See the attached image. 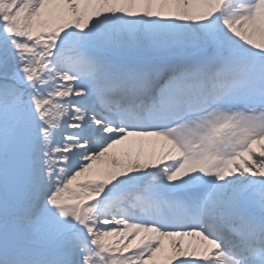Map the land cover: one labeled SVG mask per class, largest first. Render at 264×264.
Listing matches in <instances>:
<instances>
[{
	"label": "snow or ice",
	"instance_id": "1",
	"mask_svg": "<svg viewBox=\"0 0 264 264\" xmlns=\"http://www.w3.org/2000/svg\"><path fill=\"white\" fill-rule=\"evenodd\" d=\"M0 264H264V0H0Z\"/></svg>",
	"mask_w": 264,
	"mask_h": 264
},
{
	"label": "rangeland",
	"instance_id": "2",
	"mask_svg": "<svg viewBox=\"0 0 264 264\" xmlns=\"http://www.w3.org/2000/svg\"><path fill=\"white\" fill-rule=\"evenodd\" d=\"M81 179H83V178H81Z\"/></svg>",
	"mask_w": 264,
	"mask_h": 264
}]
</instances>
